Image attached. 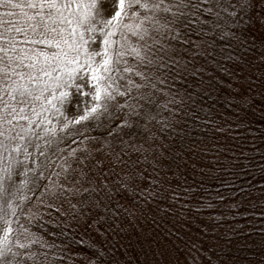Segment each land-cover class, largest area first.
Segmentation results:
<instances>
[{"label": "trees", "instance_id": "trees-1", "mask_svg": "<svg viewBox=\"0 0 264 264\" xmlns=\"http://www.w3.org/2000/svg\"><path fill=\"white\" fill-rule=\"evenodd\" d=\"M141 2L149 7L137 8L138 18H129L142 24L138 35L121 29L110 37L115 71L103 74L101 87L120 85L125 94L113 92L107 111L103 101L95 102V113L72 123L93 107V97L75 87L53 92L52 83L51 114L63 117L65 112L68 119L57 125L62 122L53 116L56 125L43 131L35 118H19L27 117L36 102L44 107L43 99L16 104L5 94L13 89L6 88L0 71V264H96L101 253L108 264H264V22L259 10L252 19L251 13L228 6L235 0H224L220 8L213 7L215 0H199L195 15L180 9L187 14V27H166L179 15L177 0ZM9 11L15 16H7ZM36 11L24 9L29 16ZM2 20L25 29L16 33L0 27V35L16 45L17 64L24 54L51 57L68 51L62 43L59 48L47 41L32 43L40 38L27 31L20 9L0 6ZM201 22L207 27L202 29ZM89 35L86 51L102 52L100 32L85 35L86 40ZM63 39L71 43L66 33ZM169 45L188 69L157 56L151 67H163L154 73L156 87L138 91L129 81L143 85L142 78L123 71L142 70L131 48L144 53L150 47L155 53ZM8 46L0 40V48ZM101 58L94 57L96 63ZM6 61L0 52V62ZM85 62L81 53L80 63ZM17 83L33 87L27 80ZM89 87L82 91L88 93ZM60 91L70 92V105L58 102ZM16 99H21L18 93ZM9 103L17 119L7 114ZM102 145L124 149L123 163L113 161L104 176L97 173L72 194L61 165L68 161L76 167L73 161L96 156V150L103 156L107 147ZM126 173H132L130 182ZM122 180L126 187L120 186ZM100 184L112 192L110 200Z\"/></svg>", "mask_w": 264, "mask_h": 264}, {"label": "snow or ice", "instance_id": "snow-or-ice-1", "mask_svg": "<svg viewBox=\"0 0 264 264\" xmlns=\"http://www.w3.org/2000/svg\"><path fill=\"white\" fill-rule=\"evenodd\" d=\"M224 3V0H215L213 7L220 8ZM106 0H0V6L7 9H20L24 13V19L27 26V31L38 36L40 39H32V43H53L57 48L61 43L64 44L68 51H63L55 56H49L44 52H39L33 56L26 54L21 55L19 63L16 62L15 53L17 52L14 41L9 40L8 37L0 35V40H4L8 43V47L0 48V52H3L7 57L6 62L3 63V71L5 79L7 81L6 88L11 87L13 91L7 92L6 95L12 97V100L19 105H30L34 100L43 99L45 103L51 104L53 96H44L43 93L48 92L52 83L55 87L52 91L55 92L59 89H70L75 87L77 92L81 95L91 94L93 97V107L86 109L84 116L77 117L72 123H79L80 120L88 118V115L97 111V103L103 101L104 110L107 111V105L115 100L113 92L118 96H123L125 93L119 91L120 85H117L113 89L112 84H107L105 87H101V81L104 80V73H114L113 59L110 57L108 48L111 43L110 37L115 34L116 30H127L133 35H138L137 30H142V24H134L129 22L130 17H137V8H147L149 5L141 0H112L109 5L111 8V14L106 15L108 8H106ZM152 7H159V5H151ZM179 12L169 21L165 26L172 27L182 26L187 27L184 20L187 19V14L180 11V9L187 8L193 15L197 13L200 8L199 0H177L174 5ZM229 7L239 8L240 13L249 14L251 18L256 19V11L259 10V19L264 22V0H235V3H229ZM213 7H209L206 11L209 14L213 13ZM24 9H36L37 11L29 16ZM44 9H48L47 12ZM239 13L233 12L230 15H238ZM7 16L13 17L15 13L7 12ZM152 23H157L154 19ZM215 27H219L218 21H214ZM202 29L207 27L205 22H201ZM0 27H4L6 32L21 33L25 31L24 28L13 24L10 20L0 21ZM99 31L103 36L100 40L102 46V52H87L86 46L92 36L89 35L88 39H85V35ZM67 34L71 38L69 40L63 39V34ZM55 34V36L51 35ZM56 37L60 39L57 40ZM142 38V37H141ZM187 42V41H185ZM129 47H131L129 45ZM22 51V50H21ZM131 52L140 60L142 70H137L132 67H125L124 72H135L137 76H140L144 81L143 85L136 84L134 81H129L138 91L142 88H155L156 85L152 82L155 79L154 73L158 71L159 67H163V64L156 68H152L153 61L157 56L163 60L165 57L177 68L186 71L188 69V63L180 64V59L183 57L176 51L174 47L169 45L168 49L160 48L155 53L149 47L147 52L142 53L138 48H131ZM72 53V55H70ZM83 53L85 57V63H80V55ZM120 54L117 53L118 57ZM151 55V59H149ZM94 57H102L99 63H96ZM178 57L180 59H178ZM27 59L29 63L24 64V60ZM55 65V67H54ZM17 67H24L29 69L27 74L16 71ZM83 73V75H81ZM13 77L16 79L13 80ZM44 77H55V80H44ZM79 83H76V80ZM111 79V77H108ZM27 80L31 84L32 88H27L24 85L18 84L17 81ZM43 84V87L39 85ZM90 86V87H89ZM89 87V92L84 93L82 89ZM16 93L19 94L21 99H16ZM31 98V99H30ZM60 104H71L72 96L69 91H60V95L57 98ZM150 99V98H149ZM116 106H119L118 104ZM12 108L11 112L7 114L12 119H17L15 107L11 103L5 104V109ZM132 114L135 115V110L132 109ZM20 119H27V117L20 116ZM3 119V117H0ZM6 123L11 124V120H6ZM135 125H129L134 127ZM142 134V133H138ZM111 135V133H109ZM23 139V137H18ZM147 140V137H145ZM121 144H127L126 141L121 140ZM18 147V146H17ZM107 147V151L103 156L99 153L101 150H96L97 155L93 156L91 153L82 155V158H78L73 161L76 167H73L72 163L65 161L61 165L62 171L65 173V180L69 181L72 185V194L80 191L84 181L92 183V176L99 173V176H104V172L113 164H122L123 160L121 156L124 153V149L119 152L116 151L111 145ZM43 156V152L40 153ZM59 176L60 173H57ZM126 177L130 182L133 179L132 173H126ZM105 179L107 177H104ZM99 177L97 178V180ZM104 190V196L107 199H111L112 192L104 184L99 185ZM120 186L126 187L125 182L122 180ZM96 264H108V261L104 259L101 253L96 260ZM112 264H115L113 261Z\"/></svg>", "mask_w": 264, "mask_h": 264}, {"label": "rangeland", "instance_id": "rangeland-1", "mask_svg": "<svg viewBox=\"0 0 264 264\" xmlns=\"http://www.w3.org/2000/svg\"><path fill=\"white\" fill-rule=\"evenodd\" d=\"M112 3V0H106V8H108V12L106 13V15H110L111 13V8L109 7V5ZM83 74V73H81ZM77 81H79L77 79ZM52 91V90H51ZM51 91H48V96L51 94ZM43 105L44 107L39 104L38 102H36L32 108H30L27 113V119L28 120H34V118L36 119V122L37 124H44V129L43 131H48L50 130V128L52 127V125H56L55 123V120L53 118V116L55 117V115L51 114V109L52 107L50 106V104H47L45 103V101L43 100ZM23 108V106L21 107ZM43 112H47V113H44L42 114ZM64 115L63 117H58L56 116L55 119L59 120L60 122L62 123H57V125H65V121H67L68 119V113L65 114L64 112ZM42 131V132H43ZM41 132V133H42ZM60 171L56 172L55 176H56V179H57V173H59Z\"/></svg>", "mask_w": 264, "mask_h": 264}]
</instances>
